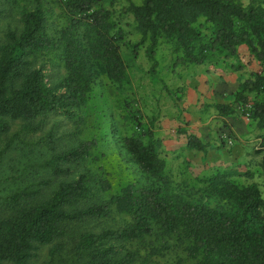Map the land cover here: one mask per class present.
Masks as SVG:
<instances>
[{"label":"trees","instance_id":"1","mask_svg":"<svg viewBox=\"0 0 264 264\" xmlns=\"http://www.w3.org/2000/svg\"><path fill=\"white\" fill-rule=\"evenodd\" d=\"M106 1L63 0L65 25L54 32L46 0L22 7L20 29L7 30L0 42V138L16 122L21 130L34 131L53 112L76 118L102 75L117 85L128 81L121 33ZM139 1L127 10L140 43L149 40L150 57L164 43L180 53L181 63L193 65L233 58L240 47L247 50L259 70L239 84L232 103L213 107L228 115L239 105L264 128V0L246 5L239 0ZM45 58L65 70L55 83L38 65ZM126 117L136 130L122 137V146L140 179L105 196L108 181L84 167L95 157L97 141L59 148L49 133L51 155L44 162L49 176L1 197L0 264H30L43 245H50L44 264H134L138 252L129 245L151 237L182 248L190 264H264V197L255 181H237L252 179V171L226 165L197 177V185L174 180L152 127L137 114ZM182 133L188 149L206 155L216 147L186 129ZM256 153H262L264 173L263 136ZM115 214L123 216L119 225L88 227L91 220Z\"/></svg>","mask_w":264,"mask_h":264},{"label":"rangeland","instance_id":"2","mask_svg":"<svg viewBox=\"0 0 264 264\" xmlns=\"http://www.w3.org/2000/svg\"><path fill=\"white\" fill-rule=\"evenodd\" d=\"M35 1L0 0V42L7 30L20 29L22 7L31 6ZM239 1L243 5L248 3V0ZM139 2L108 0L104 4L121 33L120 51L127 66L128 81L117 85L102 75L92 86L87 106L74 119L53 112L43 123L34 125L36 130L31 132L21 130L20 122L13 123L8 134L0 138V200L35 178L49 176L44 166L51 155L46 144L49 133L53 145L59 148L82 140L97 141L95 157L88 159L84 167L108 181L110 188L105 196L119 193L126 183L140 179L135 163L122 146V137L136 130L126 113L137 114L161 139V155L174 180L197 185V177L207 176L216 168L242 167L251 170L253 178L242 176L237 181H255L264 197L262 153H256L264 137V128L251 120L239 105L228 115L219 114L213 107L216 103H232L239 84L250 77L251 72L259 70V65L244 47H240L233 58L201 65L181 63L180 53L172 51L166 43L159 45L150 57L146 50L149 40L140 43L136 21L127 10L130 4ZM46 3L51 10L50 30L54 32L65 25L63 0H46ZM38 65H42L51 83L65 74L64 68L50 59L39 60ZM237 65L240 67L235 69ZM183 129L216 147L206 155L188 149ZM222 140L224 146H219ZM122 222L123 216L115 214L113 218L91 220L88 227L99 231ZM129 247L138 252L134 264H190L192 261L182 248L170 245L168 239L151 237ZM49 248L50 245L40 246L30 264H44Z\"/></svg>","mask_w":264,"mask_h":264}]
</instances>
